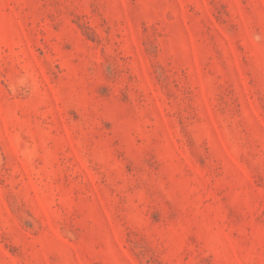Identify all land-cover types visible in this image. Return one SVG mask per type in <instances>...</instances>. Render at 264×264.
I'll return each mask as SVG.
<instances>
[{"label":"rangeland","instance_id":"obj_1","mask_svg":"<svg viewBox=\"0 0 264 264\" xmlns=\"http://www.w3.org/2000/svg\"><path fill=\"white\" fill-rule=\"evenodd\" d=\"M0 264H264V0H0Z\"/></svg>","mask_w":264,"mask_h":264}]
</instances>
